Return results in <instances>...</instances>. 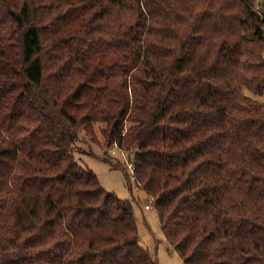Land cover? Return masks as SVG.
Here are the masks:
<instances>
[{"label":"trees","instance_id":"trees-1","mask_svg":"<svg viewBox=\"0 0 264 264\" xmlns=\"http://www.w3.org/2000/svg\"><path fill=\"white\" fill-rule=\"evenodd\" d=\"M245 90L264 95V0H0V264H160L75 159L98 125L184 264H264Z\"/></svg>","mask_w":264,"mask_h":264},{"label":"rangeland","instance_id":"rangeland-1","mask_svg":"<svg viewBox=\"0 0 264 264\" xmlns=\"http://www.w3.org/2000/svg\"><path fill=\"white\" fill-rule=\"evenodd\" d=\"M75 20L79 24L82 22L79 17ZM72 25L70 28L75 30L77 25L73 22ZM245 92L264 103V95L253 94L247 90ZM100 128L101 125H98L95 140L84 134L80 135L75 148L76 161L82 167L92 170L107 191L114 192L120 199L130 200L133 203L142 247L156 254L160 264H184L163 235L158 214L148 195L137 186L132 178L135 170L132 173L128 167L130 154L120 150L117 145L106 148L103 135L99 131ZM104 159H109L110 162ZM115 166H123L126 171L123 170L124 168H116ZM126 172L130 175L131 187L126 181ZM146 205H150V208H146Z\"/></svg>","mask_w":264,"mask_h":264},{"label":"built area","instance_id":"built-area-1","mask_svg":"<svg viewBox=\"0 0 264 264\" xmlns=\"http://www.w3.org/2000/svg\"><path fill=\"white\" fill-rule=\"evenodd\" d=\"M130 163L128 164V167H129L130 171L133 173L135 170V165L132 162H130ZM146 208H149V205H146Z\"/></svg>","mask_w":264,"mask_h":264}]
</instances>
